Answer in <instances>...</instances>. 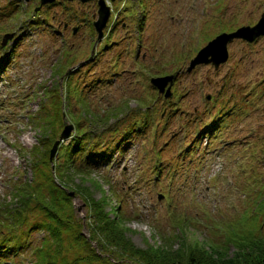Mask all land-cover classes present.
<instances>
[{
    "label": "rangeland",
    "instance_id": "374dc122",
    "mask_svg": "<svg viewBox=\"0 0 264 264\" xmlns=\"http://www.w3.org/2000/svg\"><path fill=\"white\" fill-rule=\"evenodd\" d=\"M57 1L51 11H35L40 0H0V44L14 34L0 48V202H15L17 189L36 177L56 199L46 176L54 174L75 211L57 225L73 227L72 240L81 232L105 257L110 251L100 247L104 239L94 241L100 236L93 237L97 218L89 211L102 198L140 249L233 256L239 235L264 237V36L234 39L218 68L211 62L190 69L210 40L256 24L264 0H106L110 29L100 40L93 26L98 0ZM159 77H170L163 91L152 83ZM218 114L225 116L223 133L210 140L200 131ZM69 123L74 130L64 149L81 131L93 135L84 144L105 140L101 148L109 140L114 148L73 182L55 169L64 162L62 144L50 159ZM43 138L48 157L34 163ZM30 216L29 224L36 214ZM46 236L45 229L31 234L40 247ZM34 250L13 263L30 264Z\"/></svg>",
    "mask_w": 264,
    "mask_h": 264
},
{
    "label": "trees",
    "instance_id": "16d2710c",
    "mask_svg": "<svg viewBox=\"0 0 264 264\" xmlns=\"http://www.w3.org/2000/svg\"><path fill=\"white\" fill-rule=\"evenodd\" d=\"M13 1L18 2L19 0ZM24 9L27 8L24 7ZM217 118L212 123L222 122ZM88 133V131H81L79 137L73 138L65 145V149L64 144L61 145L64 151L59 152L58 155L64 156V162H56L55 169L62 180L65 178L68 182H73L75 177L89 176L99 167V163H102L106 157L112 156L111 152L114 148L113 145L109 146V140L107 145H103L101 148L100 145L105 140L96 139L92 144H84L87 138H93V135L90 134V137ZM46 139H41L42 146L33 148L34 163L39 161L40 157L45 159L48 157L45 150ZM121 145L120 143L119 147L122 148ZM47 163L49 162L47 161ZM39 165L37 163L33 167L38 168ZM46 176L51 181L50 188H53V191L60 195L59 197L56 196V199L54 196H50L54 193L47 195L48 192L45 191L46 186L43 179L36 177L34 181L25 182L23 187L21 185V188L17 189L18 194L15 196V202L11 204L0 202L1 264H15L13 263L14 259L30 248L35 249L33 253L36 255L30 264H264V237L262 235L257 236L258 233L256 232L254 234L251 232L252 236L249 237L243 234L238 236L239 239L233 242L237 247L233 256L218 250L212 255L205 248L201 250L192 248L190 252H188V248V250L177 251L176 255L171 254L164 247L149 246L140 249L126 236L124 224L121 226L118 223L121 218L118 217L117 213L112 212L114 214L112 217L111 212L106 210L104 202L106 199L102 198L90 204L89 211H91L93 218H97L94 220L95 224H92L93 237L98 235L100 237H98L99 240L94 241L99 242L100 239H104L105 243L101 242L103 247H100L104 248L105 252L110 251L109 256L105 257L90 247V241L88 242L81 232L77 238L72 240L70 232H74L75 229L57 225V223L73 219L75 211H72V208L74 205L67 187H64L60 180L56 181L54 174L47 173ZM79 191L82 192V190ZM83 192L90 201L93 200L88 190L84 189ZM32 203L34 205L29 207ZM37 210H39V215H37ZM33 213L36 214V217L29 224L27 222ZM123 216L126 220V214ZM74 222L77 221L74 219ZM44 229L48 232V237H44V245L40 247L35 244L31 234L34 230ZM67 233L68 235L63 237ZM81 240L85 241L84 244L80 243ZM105 244L113 245L114 249L106 248ZM87 250H92V253H87Z\"/></svg>",
    "mask_w": 264,
    "mask_h": 264
},
{
    "label": "water",
    "instance_id": "95a60500",
    "mask_svg": "<svg viewBox=\"0 0 264 264\" xmlns=\"http://www.w3.org/2000/svg\"><path fill=\"white\" fill-rule=\"evenodd\" d=\"M54 0H41L42 4L51 3ZM82 2H87L90 0H81ZM99 4V16L98 19L94 22L95 28L99 34V38L103 37L104 29L106 28L108 21L111 16L110 6L107 5L106 0H98ZM13 33L6 34L3 40V45H5L9 38L13 37ZM264 35V14L262 18L258 21L257 24L250 26H242L234 32L227 33L224 32L218 35L216 38L211 40L206 46L199 50L197 56L192 60L191 67H194L196 64L200 63H210L213 62L216 67H218L222 62H225L228 59V44L232 42L235 38H244L248 41H254L260 36ZM170 77H159L153 78L152 83L156 85L161 91H163L166 83ZM169 92L167 93V95ZM74 130L73 124H67L62 131L60 138L54 142V146L51 150L50 159L53 160L54 156L58 151L60 143L71 137V134Z\"/></svg>",
    "mask_w": 264,
    "mask_h": 264
},
{
    "label": "flooded vegetation",
    "instance_id": "af4514ba",
    "mask_svg": "<svg viewBox=\"0 0 264 264\" xmlns=\"http://www.w3.org/2000/svg\"><path fill=\"white\" fill-rule=\"evenodd\" d=\"M56 2L58 3V1H57V0H56ZM56 2H55V3H56ZM51 4H52V3H51ZM49 5H50V4H49ZM49 5H48V6H49ZM50 6H51V5H50Z\"/></svg>",
    "mask_w": 264,
    "mask_h": 264
}]
</instances>
